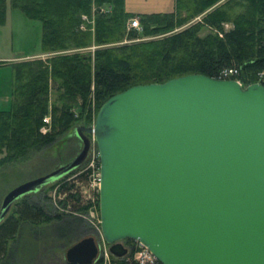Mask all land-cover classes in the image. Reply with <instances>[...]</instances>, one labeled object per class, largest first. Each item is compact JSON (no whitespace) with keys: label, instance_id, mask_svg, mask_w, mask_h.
Masks as SVG:
<instances>
[{"label":"water","instance_id":"95a60500","mask_svg":"<svg viewBox=\"0 0 264 264\" xmlns=\"http://www.w3.org/2000/svg\"><path fill=\"white\" fill-rule=\"evenodd\" d=\"M80 152L17 186L11 206L78 169L91 148L100 164L99 213L109 253L142 244L159 264H264V87L185 75L110 97L93 126H78ZM99 246L69 247L67 264H93Z\"/></svg>","mask_w":264,"mask_h":264},{"label":"trees","instance_id":"16d2710c","mask_svg":"<svg viewBox=\"0 0 264 264\" xmlns=\"http://www.w3.org/2000/svg\"><path fill=\"white\" fill-rule=\"evenodd\" d=\"M6 3L0 0V24L5 22ZM10 5L40 22L41 53L50 57L11 64L12 107L0 111V167L50 146L76 123L90 125L110 97L133 86L191 74L216 79L229 69L236 71L242 86L255 83L259 74L264 79V0H174L171 13L141 15L127 13L124 0H10ZM100 7H107L106 12H99ZM94 8L93 31L89 24V30H81L82 17L91 19ZM136 16L141 30H128L127 22ZM198 16V22L179 30ZM202 29L207 30L203 35ZM92 45L99 47L93 53H62ZM48 114L51 129L43 134ZM73 176L82 182L88 173ZM62 179L54 186L65 196L59 202L65 215H54L29 195L14 203L0 223V264H18L26 225L49 226L59 239H70L82 229L79 218L66 214L86 213L88 206L82 205L73 184ZM93 264L139 263L131 252L120 259L110 255L108 262L101 257Z\"/></svg>","mask_w":264,"mask_h":264},{"label":"rangeland","instance_id":"374dc122","mask_svg":"<svg viewBox=\"0 0 264 264\" xmlns=\"http://www.w3.org/2000/svg\"><path fill=\"white\" fill-rule=\"evenodd\" d=\"M199 20L200 16L194 17L185 25H182L179 30ZM90 21L93 22L91 28V31H93V11ZM140 30L141 29L138 31ZM206 32V29H202L200 34L203 35ZM144 39L145 38H141L140 40ZM126 42L128 41H124V43ZM97 48L99 47L92 45L88 48L64 51L62 53H93ZM41 52L40 22L27 18L19 9L11 7L10 0H7L5 22L0 24V58L3 59L1 62L4 65L0 68V111H8L12 107L13 73L11 64L35 59L44 60L50 57V55H44L41 54ZM31 56L34 57L29 58ZM54 92L55 89L52 87L50 95L51 101L55 99ZM74 111L78 113L77 108H75ZM47 116L50 115L48 114ZM95 118L96 116L94 115L91 124L84 125V127L93 126ZM78 126L81 125L76 123L72 131L65 136L58 137L50 146L38 151H31L25 157L18 159L17 162L0 167V207L4 197L9 191L21 184L43 177L57 170L69 163L80 152L82 144L74 136V129ZM48 128L49 131L47 133H49L51 129V117ZM89 138L91 139V148L88 153L89 159L77 170L67 175L68 177L65 176L67 178L63 177L64 179H62L70 181L73 184L74 191L77 190L80 193L82 205L88 206L86 213L66 214L79 218L83 222L82 229L78 231V233H75L70 239H59L55 238L49 226L34 228L26 225L23 230V237L19 240L18 264H66L65 253L67 249L76 242L89 237L93 238L99 246V258L106 255L109 246L103 240L100 230L99 194L98 197L92 195V190L89 188L91 170L86 171L88 173L86 181L81 182L78 179H73V175L76 173L80 174L82 170L91 165L94 158L98 156L94 139L91 136H89ZM1 157L2 155L0 154V158ZM58 183L59 182L56 181L55 183L43 187L37 193L29 195L28 199L33 203L42 205L54 215H65L62 205L59 204L60 201L65 199V196L58 194L54 186ZM53 186L54 188H52ZM13 208L14 204L11 206L7 216H9ZM42 231L43 233H41ZM34 232H36L35 235H33ZM35 237L37 238L34 239ZM21 243H23V245H21ZM121 243L124 246L126 244L125 241ZM13 246L15 247L16 245ZM107 255L108 256L105 257L103 256L105 262L109 261L110 255L108 253Z\"/></svg>","mask_w":264,"mask_h":264},{"label":"built area","instance_id":"2783aa9c","mask_svg":"<svg viewBox=\"0 0 264 264\" xmlns=\"http://www.w3.org/2000/svg\"><path fill=\"white\" fill-rule=\"evenodd\" d=\"M106 9H107V7H100L99 12L105 13ZM93 13H95V8L93 9ZM82 19L85 21V23L80 26V29L83 31L89 30L91 28L93 22H91L90 18H88L87 16H83ZM87 24L90 25V28L87 27ZM223 28L226 29L227 25H224ZM127 29L128 30L129 29H136V30L140 29V22H139V18L137 16L133 17L132 19H130L128 21ZM235 75H236V71L229 69V70H225V71L221 72L216 79L217 80H233L236 83H238L240 86H242V84L235 78ZM255 83H258L264 87V79L262 77V74H259L258 80ZM43 123H44V125L41 128V132L43 134H46L49 131L48 125L50 124V116L46 115L43 118ZM88 159H89V156H87L85 162ZM94 162H95V164H94ZM88 170H91V182H90L89 188L92 190V193H93L92 195L98 197L99 189H100V164H99V157L98 156L95 157L93 160V163L91 165H89L88 167H86L84 170H82V172L88 171ZM89 178H90V176H89ZM125 246L124 247L128 250V254H130L131 252L133 253V260H135L137 263H139V264H159L156 261V259L151 255V253L139 242H133L132 241V245L127 246L125 244ZM108 249H109V247H108ZM107 253L110 255L109 251H107ZM107 253L105 256H108ZM103 256H101V257L104 259L105 256L104 257Z\"/></svg>","mask_w":264,"mask_h":264},{"label":"crops","instance_id":"0c3cea01","mask_svg":"<svg viewBox=\"0 0 264 264\" xmlns=\"http://www.w3.org/2000/svg\"><path fill=\"white\" fill-rule=\"evenodd\" d=\"M124 9L127 13L133 15L171 13L174 11V0H124ZM2 60L0 58V68L4 66Z\"/></svg>","mask_w":264,"mask_h":264}]
</instances>
